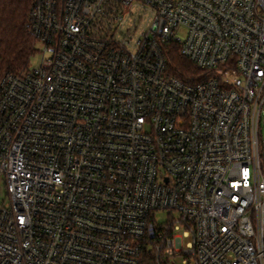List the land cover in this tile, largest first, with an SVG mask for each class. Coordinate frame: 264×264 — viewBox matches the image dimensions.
Masks as SVG:
<instances>
[{"label": "built area", "instance_id": "obj_1", "mask_svg": "<svg viewBox=\"0 0 264 264\" xmlns=\"http://www.w3.org/2000/svg\"><path fill=\"white\" fill-rule=\"evenodd\" d=\"M28 28L39 63L0 81V264H264V0H34Z\"/></svg>", "mask_w": 264, "mask_h": 264}, {"label": "trees", "instance_id": "obj_2", "mask_svg": "<svg viewBox=\"0 0 264 264\" xmlns=\"http://www.w3.org/2000/svg\"><path fill=\"white\" fill-rule=\"evenodd\" d=\"M33 4L34 0H0V81L8 73H16L31 66V58L37 49V41L28 28ZM168 56L172 72L182 79L195 81L201 73L181 53L179 45L171 44Z\"/></svg>", "mask_w": 264, "mask_h": 264}, {"label": "rangeland", "instance_id": "obj_3", "mask_svg": "<svg viewBox=\"0 0 264 264\" xmlns=\"http://www.w3.org/2000/svg\"><path fill=\"white\" fill-rule=\"evenodd\" d=\"M149 17V14H146L144 16V20H146ZM144 20L139 24V29H141L143 27L144 24ZM176 36L179 37L181 40H184L187 36V28L184 26H180L177 30H176ZM39 59H40V53H35L32 58H31V62L30 65L32 67H35L38 63H39ZM261 145H262V149L264 152V124H262L261 127ZM264 165V164H263ZM264 169V166H263ZM6 197V189H1L0 190V202H2V200ZM155 219L158 223H166L169 219V213L167 210H158L155 212ZM186 241H188V239H185V243ZM187 258H185L183 255H178V256H173L170 257L167 261V264H190L187 262H184Z\"/></svg>", "mask_w": 264, "mask_h": 264}]
</instances>
